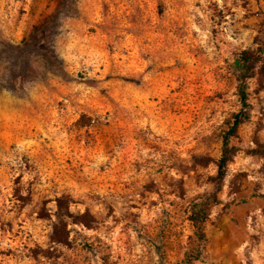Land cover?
<instances>
[{
    "label": "rangeland",
    "instance_id": "obj_1",
    "mask_svg": "<svg viewBox=\"0 0 264 264\" xmlns=\"http://www.w3.org/2000/svg\"><path fill=\"white\" fill-rule=\"evenodd\" d=\"M261 45L264 0H0V264H264L259 71L216 191Z\"/></svg>",
    "mask_w": 264,
    "mask_h": 264
},
{
    "label": "trees",
    "instance_id": "obj_2",
    "mask_svg": "<svg viewBox=\"0 0 264 264\" xmlns=\"http://www.w3.org/2000/svg\"><path fill=\"white\" fill-rule=\"evenodd\" d=\"M233 67L237 74L238 96L241 103V110L235 116L233 124L225 137V151L219 162L216 184L217 193L222 189V185L227 176L228 165L235 153V149L229 147L230 140L237 135L240 126L246 123L250 118V80L253 78V74L256 71H259L262 75L264 83V45L259 46L255 50H243L236 54ZM211 201L212 203H219L217 195H214L212 199H206V201H203L201 205L195 208L194 212L196 215L193 217L194 222L203 223L208 219V206Z\"/></svg>",
    "mask_w": 264,
    "mask_h": 264
}]
</instances>
